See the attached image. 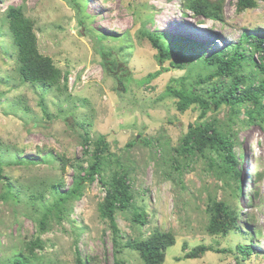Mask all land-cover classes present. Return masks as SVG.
I'll return each mask as SVG.
<instances>
[{"label":"rangeland","instance_id":"374dc122","mask_svg":"<svg viewBox=\"0 0 264 264\" xmlns=\"http://www.w3.org/2000/svg\"><path fill=\"white\" fill-rule=\"evenodd\" d=\"M210 1L221 7L222 22L199 24L190 18L185 0H0V169L4 178L0 194L9 181L21 198L19 203L0 198V264H10L14 255L27 257L25 246L36 238L44 248H36V258L31 257L28 264H77V250L85 264H115L111 229L99 212L104 192L97 181L86 183L82 196L67 205L65 216H49L43 228L39 226L43 208L38 212L29 205V194L42 193L44 202L51 203L52 184L60 183V192H65L77 174L83 175L91 157L84 155L81 124L91 140L106 136L110 152L128 174L133 205L146 215L147 223L140 226L132 221V209L115 214L122 244L146 240L154 231L170 232L176 243L166 250L163 264H236L239 243L254 249L243 264H264V123L246 122V106L240 108L230 120L240 180L219 176L206 158H188L175 151L199 109L192 106L180 113L175 100L163 96L170 79L188 74L192 78L198 72L206 75L208 70L191 62L150 84L131 82L120 92L115 72L109 73L101 64L102 52L109 59L116 56L120 59L117 70L124 68L135 81L159 69L157 50L141 35L144 30L169 40L176 37L204 45L214 41L217 50L241 42L251 55L243 36L254 30L262 34L264 0H256V7L246 10L237 8L238 0ZM8 7H21L33 23L39 53L66 75L65 85L61 81L58 87L48 88L23 82L8 31ZM172 53L192 61L182 46ZM254 55L258 63L259 54ZM244 71L258 73L246 64ZM228 117L229 108L223 106L205 120L215 118L224 125ZM27 158L38 162L14 163ZM208 197L233 210L240 229H231L225 236L209 233ZM199 245L213 251L199 259H184ZM222 250L231 252H215ZM117 259L121 264H143L139 253L128 248H122Z\"/></svg>","mask_w":264,"mask_h":264},{"label":"trees","instance_id":"16d2710c","mask_svg":"<svg viewBox=\"0 0 264 264\" xmlns=\"http://www.w3.org/2000/svg\"><path fill=\"white\" fill-rule=\"evenodd\" d=\"M185 7L192 14L190 18L196 22L199 21L201 25L204 23L203 20L223 21L221 7L216 2L185 0ZM255 7L256 0L237 1L239 10ZM75 10L81 15L78 4H75ZM5 15L8 31L16 50L17 71L23 82L48 88L58 87L61 81H64L65 85L66 75H62L49 57L39 53L37 38L33 30L34 25L25 17L22 8L8 7ZM256 31L254 30L250 36H243L244 42L252 50L251 55H248L245 53L241 42L217 50L218 46L214 41L213 45L212 43L204 45L176 37L169 40L161 33L144 30L141 35L147 39L153 49L157 50L156 60L159 69L135 81L124 68H120L121 71L117 70V66L120 65L118 57L115 56V60L109 59V56L102 52L103 61L101 64L109 73L115 72L114 78L120 92H125L131 82H136L138 86L150 84L163 73L169 72L171 69L184 68L185 64L191 62L197 63L196 67L200 66L204 70H208L206 75L198 72L192 78L188 74L187 77L180 79H170L165 87L163 96L175 100L177 111L185 113L194 106L200 112L197 120L188 124L187 132L181 137L180 144L175 151L179 154H185L188 158L200 155L207 159V164L214 167L219 176L232 177L238 182L240 180V174L237 170L238 158L234 152L236 139L230 120L234 116H238L241 107L246 106L244 112L246 122L264 123V30L261 35H257ZM163 40H166V43ZM181 46L188 52V59H192V61L187 63V59L183 60V58H177L173 55L172 50H178ZM211 48L212 51L208 54ZM256 53L259 54L258 63L254 60ZM172 58L177 61H170ZM166 61L169 62V65L164 67ZM245 64L255 67L258 70L257 75L245 74ZM214 79L217 80L216 84L212 83V85L204 87ZM223 106L229 108V117L224 125L215 118L209 121L205 120L208 113H217ZM79 131L82 145L85 147L84 155L88 156L89 154L91 161L83 175L77 174L73 178V186L70 189L60 192V183L51 185V203L44 202L42 193L29 194V205L38 212L43 208L41 209L42 217L39 220V226L45 227L48 217L51 215L56 219L63 218L69 202L82 196L85 184L97 181L104 192L99 212L100 216L108 221L111 229L115 264H121L117 256L121 253L122 248L138 252L143 264H163L166 250L176 243L174 235L170 232L154 231L146 240H128L122 244L115 214L132 209V221L140 226L147 223L146 215L143 208L133 205L134 196L128 174L116 156L110 152L106 136L98 135L95 140H91L89 132L83 124L79 125ZM136 142H138L137 139ZM127 146L130 147L131 144L129 143ZM210 154L216 156L212 158ZM214 158L218 162L214 161ZM60 160L63 159L60 158ZM36 162L38 161L27 158L14 163L35 165ZM1 164L0 162V167ZM256 176L259 175L256 173ZM2 179L4 178L0 169V180ZM3 188L4 191L0 194L3 201L10 200L15 203L21 201L20 195H18L19 191L14 192L9 181L4 184ZM238 190H240L239 187H237ZM206 211L209 213V221L206 227L209 233L225 236L231 229H240V227L236 228L237 214L225 203L216 202V199L208 197ZM25 248L28 256L14 255L10 264H28L31 257L36 258L35 249L42 250L44 245L39 238H36L27 243ZM186 248L187 245L184 244L183 249ZM235 250L239 254L236 264H243L242 262L254 251L251 246H243L241 243L236 244ZM209 251H213V249L199 245L186 253L184 259H199ZM75 252L77 264H85L80 260L78 250Z\"/></svg>","mask_w":264,"mask_h":264},{"label":"clouds","instance_id":"9594fccd","mask_svg":"<svg viewBox=\"0 0 264 264\" xmlns=\"http://www.w3.org/2000/svg\"><path fill=\"white\" fill-rule=\"evenodd\" d=\"M199 24H200V22H199ZM199 24H198V25H199Z\"/></svg>","mask_w":264,"mask_h":264}]
</instances>
